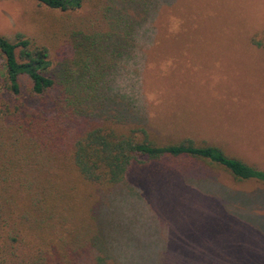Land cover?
Listing matches in <instances>:
<instances>
[{
	"label": "rangeland",
	"instance_id": "obj_1",
	"mask_svg": "<svg viewBox=\"0 0 264 264\" xmlns=\"http://www.w3.org/2000/svg\"><path fill=\"white\" fill-rule=\"evenodd\" d=\"M81 1L78 11L62 13L0 0V36L45 47L55 69L72 55L65 27L103 30L110 0ZM154 4L153 39L139 28L93 92L127 106L128 123L141 120L142 106V124L158 145L189 138L264 169V50L251 43L264 40V0ZM80 108L84 126L112 120L95 101ZM125 181L99 195L98 220L111 245L103 264H264V185L187 158L134 165ZM10 254L0 249V264H16Z\"/></svg>",
	"mask_w": 264,
	"mask_h": 264
},
{
	"label": "trees",
	"instance_id": "obj_2",
	"mask_svg": "<svg viewBox=\"0 0 264 264\" xmlns=\"http://www.w3.org/2000/svg\"><path fill=\"white\" fill-rule=\"evenodd\" d=\"M31 1L62 13L78 11L82 2ZM155 8L154 0H110L102 11L103 30L65 27L72 55L55 69L45 47L20 35L14 42L0 36V249L15 251L10 255L16 264H103L111 245L98 220L99 195L124 184L134 165L201 160L238 182L264 185V169L218 147L189 138L158 145L142 124V106L141 120L128 123L127 106L119 109L93 92L122 46L138 40L139 28L153 39ZM251 43L264 50V40ZM84 101L98 103L100 113L110 111L112 120L82 125ZM134 103L129 99L128 106L134 109Z\"/></svg>",
	"mask_w": 264,
	"mask_h": 264
}]
</instances>
